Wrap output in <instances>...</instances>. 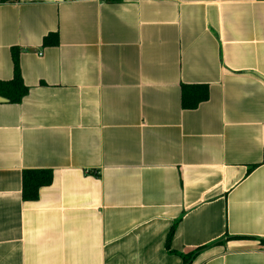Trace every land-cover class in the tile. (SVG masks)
I'll list each match as a JSON object with an SVG mask.
<instances>
[{
	"label": "crops",
	"instance_id": "obj_1",
	"mask_svg": "<svg viewBox=\"0 0 264 264\" xmlns=\"http://www.w3.org/2000/svg\"><path fill=\"white\" fill-rule=\"evenodd\" d=\"M14 50L0 264H264V1L0 4V82ZM33 170L53 182L26 202Z\"/></svg>",
	"mask_w": 264,
	"mask_h": 264
},
{
	"label": "trees",
	"instance_id": "obj_2",
	"mask_svg": "<svg viewBox=\"0 0 264 264\" xmlns=\"http://www.w3.org/2000/svg\"><path fill=\"white\" fill-rule=\"evenodd\" d=\"M20 0H1L0 4L5 3H16ZM264 1V0H260ZM57 43V42H55ZM46 45L49 43L46 41ZM13 61H14V78L9 82H0V96L9 100V102L17 104L22 101L24 97L28 94V88L24 85L20 62H19V51H13ZM209 91L207 87L204 86H183L182 92V105L186 110H195L202 103L208 101ZM54 173L52 170H33L25 171L23 173V199L26 202L36 201L38 199V194L40 189L48 187L53 182ZM177 224L171 228L168 235L166 248L169 252L171 251V242L176 231ZM241 238H236L238 240ZM264 245V243H262ZM216 245H223V242H219ZM208 247L200 248L190 253L189 255H181L183 264H190L193 258L206 250Z\"/></svg>",
	"mask_w": 264,
	"mask_h": 264
},
{
	"label": "water",
	"instance_id": "obj_3",
	"mask_svg": "<svg viewBox=\"0 0 264 264\" xmlns=\"http://www.w3.org/2000/svg\"><path fill=\"white\" fill-rule=\"evenodd\" d=\"M3 101H5V99H3V98H0V102H3Z\"/></svg>",
	"mask_w": 264,
	"mask_h": 264
}]
</instances>
